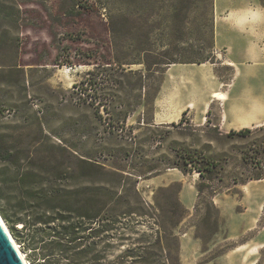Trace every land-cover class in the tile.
Returning a JSON list of instances; mask_svg holds the SVG:
<instances>
[{
	"label": "rangeland",
	"instance_id": "374dc122",
	"mask_svg": "<svg viewBox=\"0 0 264 264\" xmlns=\"http://www.w3.org/2000/svg\"><path fill=\"white\" fill-rule=\"evenodd\" d=\"M217 2L219 8H225L223 15L233 11L230 10L233 7L256 5L255 0H0V135L20 150L30 149L35 156L49 148L47 144H56L67 146L75 156L108 163L105 157L111 151L122 155L124 124L153 123V97L168 68L213 73L220 78V89L226 90L229 98L251 90L259 98L264 92V63L243 56V48L235 42L231 28L222 23L217 25ZM120 13L130 17V21L127 17L119 18L113 36L110 17ZM131 19L139 26L134 32L130 30ZM226 29L228 38H215L216 32L222 34ZM146 48L151 50L146 53ZM142 58L148 63L156 60L202 62L182 68L183 63H172L159 70L153 65V72L146 71L141 63L124 65L148 75L144 93L150 105H140L126 123L122 121L121 107L115 109L118 117L114 120L104 109L99 113L96 105L106 102L112 89L106 81L96 87L87 86L88 83L83 86L89 71L112 67L118 77L120 70L115 68L119 61ZM248 69L253 70V75ZM201 89L199 98L188 97L187 103L193 108L187 111L183 124L157 128L160 136L157 140L148 138L149 133L143 135L145 151L159 158L175 146L209 145L211 154L229 157V168L240 172L243 170L240 149L250 141L224 137L230 130L243 127H234L233 116L224 114L223 100L215 99L213 106L207 107L210 85H202ZM140 94H143L140 90L117 93L119 98L131 100ZM243 105L245 109L250 108L253 102L248 100ZM261 106L255 109L260 121L256 126L251 125L252 128L264 125ZM164 107L174 112L179 106L175 100H168ZM208 121L210 127L215 124L220 127L223 138L219 141H210L201 131ZM263 136L264 130L258 129L251 141ZM54 159L55 163L63 162L58 153ZM109 180L113 185L118 184L116 177ZM199 180L196 171L184 173L166 164L158 173L138 177L136 189L144 214L125 218L114 229L103 232L97 238L102 241L101 254L110 260L129 247H144L150 258L144 264H257L261 258L264 264L261 255L264 179L237 185L231 192L214 196L221 217L219 231L214 235H209L210 231L201 224L203 210L197 208L196 188ZM131 182L127 188H131ZM230 182L227 177L224 184ZM84 184L92 183L76 176L63 183L78 188ZM176 199L186 208L180 219V212L172 208ZM132 200L138 206L134 196ZM176 220L178 224L173 225ZM7 226L26 259L34 264L19 233ZM126 261L129 263L132 259Z\"/></svg>",
	"mask_w": 264,
	"mask_h": 264
},
{
	"label": "trees",
	"instance_id": "16d2710c",
	"mask_svg": "<svg viewBox=\"0 0 264 264\" xmlns=\"http://www.w3.org/2000/svg\"><path fill=\"white\" fill-rule=\"evenodd\" d=\"M264 6V0H260ZM176 11V10H175ZM130 17L117 14L110 17V30L116 35V24L119 20ZM120 18V19H119ZM126 18V19H127ZM119 19V20H118ZM130 30L138 29L135 20ZM151 49L146 48L148 53ZM195 60H156L118 62L120 75L115 77L114 68L97 67L89 71V77L83 86L96 87L106 81L112 89L106 102L96 105V110H106L114 120L118 117L115 109L121 107L125 123L129 116L142 105H150L145 95L148 85L145 78L148 75L140 70H132L124 65L141 63L146 71H154L153 65L162 67L172 63H196ZM104 65V64H103ZM155 69V70H156ZM109 70V71H108ZM156 70V71H157ZM162 82L156 88L154 101ZM88 88H84L86 90ZM140 90L143 94L136 99L119 98L117 93ZM185 111L179 122L156 125L149 121L139 122L138 125L124 124L126 133L122 136V155L111 151L101 162L85 156H75L67 147L56 144H47L37 156L28 148L20 150L0 135V214L12 229L18 232L26 248L31 253L34 264H144L149 261V252L144 247H129L114 259H106L101 254V242L97 238L107 229H114L117 223L131 216H142L141 197L137 192L138 177H147L161 171L162 166L177 168L184 173L198 172L200 180L196 185L198 191L197 208H202L201 224L209 230V235L219 231L220 212L214 196L222 192H231L237 185H245L252 180L264 179V136L259 140L251 141L253 134L264 130V125L255 128L243 127L239 130H230L225 138L230 140L244 139L250 141L240 149V159L243 170L240 172L229 168L230 158L223 154H211L210 146L203 148L186 147L179 145L171 148L169 154H162L159 158L149 155L145 151L143 135L157 140L160 137L157 128L179 127L186 120ZM144 123V127H140ZM201 131L210 141H219L223 133L218 125H210ZM140 130L135 132V130ZM257 129V131L255 130ZM39 152V150H35ZM55 153L63 157V162H54ZM53 156V158H52ZM74 176L91 182L89 185L69 187L68 183ZM116 177L118 184H112L110 177ZM109 177V178H108ZM230 184H224L226 178ZM131 188H127L126 185ZM130 191V193H128ZM134 201L138 206H134ZM90 207V208H89ZM172 208L178 210L179 219L186 213L179 199H176ZM174 210V213H176ZM179 220L173 222L177 225ZM200 237V235H198ZM202 237V236H201ZM264 256V249L261 250ZM127 259H132L127 263ZM261 258L257 264H263Z\"/></svg>",
	"mask_w": 264,
	"mask_h": 264
},
{
	"label": "crops",
	"instance_id": "0c3cea01",
	"mask_svg": "<svg viewBox=\"0 0 264 264\" xmlns=\"http://www.w3.org/2000/svg\"><path fill=\"white\" fill-rule=\"evenodd\" d=\"M255 7L243 6L236 9V7L230 8L229 13L223 15L225 8L221 6L219 8V2H217L216 9V23L219 26L220 23L226 27H230L232 34L236 39V43L243 48V56L247 59L261 60L264 63V28L261 27L264 20V6L261 5L260 0H255ZM217 26V27H218ZM228 29L222 34L216 32L217 39L221 36H228ZM237 37V38H236ZM228 38V37H227ZM250 63V62H248ZM190 63L181 64V68L184 65ZM264 66V65H263ZM248 72L253 75V70L248 69ZM192 81L193 83H190ZM210 85V99L207 102V107L213 106L215 99H220L217 95L220 92H224L227 99L223 100L224 114H231L234 118V127H250L256 126L257 121H260V116L256 113L255 109L261 106L264 108V92L260 93V97H255L256 91H244L240 92L233 98H229V94L226 90L220 89V78L210 72L201 73L198 70H192L191 68L173 69L168 68L165 77L163 79L160 91L154 101V123L157 125L169 124L177 122L182 117V113L185 111H191L193 106L188 104V97L195 96L199 98L201 86ZM175 100L178 103V109L174 112L166 111L164 102ZM252 101L253 105L250 108H244L243 102ZM231 104L229 105V102ZM254 108L252 111L251 109ZM247 110V111H246ZM242 115V118L239 116Z\"/></svg>",
	"mask_w": 264,
	"mask_h": 264
},
{
	"label": "water",
	"instance_id": "95a60500",
	"mask_svg": "<svg viewBox=\"0 0 264 264\" xmlns=\"http://www.w3.org/2000/svg\"><path fill=\"white\" fill-rule=\"evenodd\" d=\"M0 264H26L0 220Z\"/></svg>",
	"mask_w": 264,
	"mask_h": 264
},
{
	"label": "bare ground",
	"instance_id": "6f19581e",
	"mask_svg": "<svg viewBox=\"0 0 264 264\" xmlns=\"http://www.w3.org/2000/svg\"><path fill=\"white\" fill-rule=\"evenodd\" d=\"M217 96H218L220 99H227V96H226V94H225L224 92H220V93H218ZM0 220H1L2 224H3V226L5 227V229L7 230V232L9 233L10 238L12 239V241H13L15 247H16L17 250L19 251L21 257H22L23 260H24V262H25L26 264H30L29 261L26 259L25 255L23 254V252L20 250L18 243L16 242V240H15L14 237H13V235L11 234V232H10V230H9V227L7 226L6 222H5L4 219L2 218L1 214H0Z\"/></svg>",
	"mask_w": 264,
	"mask_h": 264
}]
</instances>
